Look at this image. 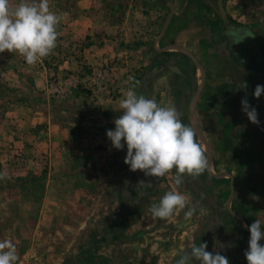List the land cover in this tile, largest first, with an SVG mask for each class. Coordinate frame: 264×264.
<instances>
[{
	"label": "rangeland",
	"instance_id": "1",
	"mask_svg": "<svg viewBox=\"0 0 264 264\" xmlns=\"http://www.w3.org/2000/svg\"><path fill=\"white\" fill-rule=\"evenodd\" d=\"M49 5L61 16L53 54L29 66L19 54L0 53V171L7 174L0 240L14 242L17 264H176L190 245L209 247L231 197L228 168L244 149L236 148L235 160L234 140L221 133L224 113L208 106L198 116L196 105H205L206 90L238 79L210 77L219 70H206V45L188 32L180 0ZM132 85L194 124L208 171L184 175L178 188L175 169L158 179L130 171L126 145L112 148L106 131ZM174 188L196 207L194 216L186 220V208L153 219L150 206Z\"/></svg>",
	"mask_w": 264,
	"mask_h": 264
},
{
	"label": "clouds",
	"instance_id": "2",
	"mask_svg": "<svg viewBox=\"0 0 264 264\" xmlns=\"http://www.w3.org/2000/svg\"><path fill=\"white\" fill-rule=\"evenodd\" d=\"M61 16L50 9L49 0H0V53L5 51L19 54L29 66H34L53 54L57 47V26ZM248 86L243 83L242 89ZM264 94V85H257L253 95L259 99ZM242 111L250 122L259 125L258 112L247 99H242ZM120 115L113 120L114 130L106 131L112 148L123 150L127 147L124 163L130 171H142L145 176L163 178L175 169L177 188L183 183L184 175L198 178L211 168L209 157L197 142V130L193 123L184 124L181 114L174 104L158 103L155 99L138 94L135 85L123 91L119 100ZM7 178L0 171V180ZM145 183L140 181L139 184ZM150 186V182H148ZM142 194V193H141ZM184 212V218L190 220L196 213V207H189L186 197L176 188L168 191L150 206L152 218L168 220L174 214ZM200 213L206 210L201 207ZM248 249L244 255L247 264H264V228L256 219L250 226ZM207 243L190 245L188 251L179 253L176 264H229V259L206 251ZM18 250L10 239L0 240V264H17Z\"/></svg>",
	"mask_w": 264,
	"mask_h": 264
},
{
	"label": "crops",
	"instance_id": "3",
	"mask_svg": "<svg viewBox=\"0 0 264 264\" xmlns=\"http://www.w3.org/2000/svg\"><path fill=\"white\" fill-rule=\"evenodd\" d=\"M222 2L224 17L220 0H180L179 14L186 15L188 32L194 38L198 33L199 43L206 45L201 49L203 60L206 56L210 61L206 70H219L210 77L227 78L233 73L238 79L231 87L224 82L225 87L206 90L208 99L203 106L197 103L196 111L199 116L200 110L216 106L224 113L220 124L226 127L221 132L224 139L234 140V159L240 157L236 148L240 145L244 149L239 160L247 159L234 161L235 166L228 168L231 197L227 211L218 216V230L208 249L213 254L219 251L229 264H247L244 253L250 232L244 226L259 219L264 228V105L262 96L257 99L253 95L258 84L264 85V0ZM243 83L246 89H242ZM242 99L256 108L259 125L242 111Z\"/></svg>",
	"mask_w": 264,
	"mask_h": 264
},
{
	"label": "water",
	"instance_id": "4",
	"mask_svg": "<svg viewBox=\"0 0 264 264\" xmlns=\"http://www.w3.org/2000/svg\"><path fill=\"white\" fill-rule=\"evenodd\" d=\"M222 3H223L222 0H220V10H221L222 16L224 17L225 16V12H224Z\"/></svg>",
	"mask_w": 264,
	"mask_h": 264
}]
</instances>
